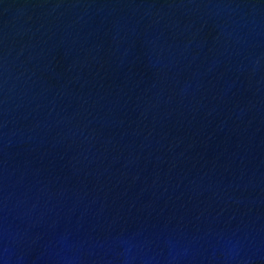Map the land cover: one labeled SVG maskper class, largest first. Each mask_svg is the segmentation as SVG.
<instances>
[{"label": "water", "instance_id": "95a60500", "mask_svg": "<svg viewBox=\"0 0 264 264\" xmlns=\"http://www.w3.org/2000/svg\"><path fill=\"white\" fill-rule=\"evenodd\" d=\"M0 264H264V0H0Z\"/></svg>", "mask_w": 264, "mask_h": 264}]
</instances>
